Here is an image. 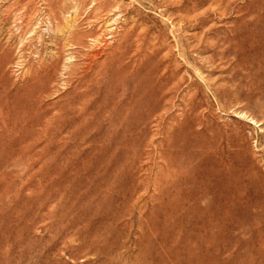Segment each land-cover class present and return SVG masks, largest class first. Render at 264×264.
Segmentation results:
<instances>
[{
	"label": "rangeland",
	"instance_id": "374dc122",
	"mask_svg": "<svg viewBox=\"0 0 264 264\" xmlns=\"http://www.w3.org/2000/svg\"><path fill=\"white\" fill-rule=\"evenodd\" d=\"M0 264H264V0H0Z\"/></svg>",
	"mask_w": 264,
	"mask_h": 264
},
{
	"label": "bare ground",
	"instance_id": "6f19581e",
	"mask_svg": "<svg viewBox=\"0 0 264 264\" xmlns=\"http://www.w3.org/2000/svg\"><path fill=\"white\" fill-rule=\"evenodd\" d=\"M96 17V16H95ZM70 42V41H69ZM69 44V43H68ZM70 45V44H69ZM69 48V47H68ZM158 90V89H157ZM147 94V93H146ZM158 97V96H157ZM158 101H157V104H158V102H160L161 101V99H160V97L157 99ZM156 104V105H157Z\"/></svg>",
	"mask_w": 264,
	"mask_h": 264
}]
</instances>
